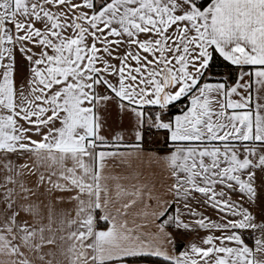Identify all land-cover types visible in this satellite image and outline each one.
Here are the masks:
<instances>
[{
	"label": "snow or ice",
	"instance_id": "obj_1",
	"mask_svg": "<svg viewBox=\"0 0 264 264\" xmlns=\"http://www.w3.org/2000/svg\"><path fill=\"white\" fill-rule=\"evenodd\" d=\"M142 258L264 264V0H0V264Z\"/></svg>",
	"mask_w": 264,
	"mask_h": 264
},
{
	"label": "crops",
	"instance_id": "obj_2",
	"mask_svg": "<svg viewBox=\"0 0 264 264\" xmlns=\"http://www.w3.org/2000/svg\"><path fill=\"white\" fill-rule=\"evenodd\" d=\"M113 123V126L114 127H118L119 126V118L116 116L115 113H113V117H112V121ZM124 126L126 127L127 126V121L125 120L124 121ZM153 150H163L164 149V137L163 136H160L158 137L154 143L151 144L150 146ZM150 171H155L157 173V175H159V170L158 169H149L148 168V165H147V162L145 161L144 163V172H145V175H149V172ZM159 186V185H158ZM211 214V213H209ZM188 239H190V237H181L179 238L180 241H182L183 243H187ZM137 264H156V262L154 261H150V260H145V259H139L137 261Z\"/></svg>",
	"mask_w": 264,
	"mask_h": 264
},
{
	"label": "trees",
	"instance_id": "obj_3",
	"mask_svg": "<svg viewBox=\"0 0 264 264\" xmlns=\"http://www.w3.org/2000/svg\"><path fill=\"white\" fill-rule=\"evenodd\" d=\"M215 71L217 72H222L224 71V66L222 64L218 65L215 69ZM142 259H145V260H150V261H154V262H157L158 258H142Z\"/></svg>",
	"mask_w": 264,
	"mask_h": 264
}]
</instances>
